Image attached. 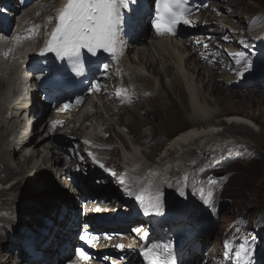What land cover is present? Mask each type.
Listing matches in <instances>:
<instances>
[{
  "label": "bare ground",
  "instance_id": "6f19581e",
  "mask_svg": "<svg viewBox=\"0 0 264 264\" xmlns=\"http://www.w3.org/2000/svg\"><path fill=\"white\" fill-rule=\"evenodd\" d=\"M220 1L222 2V6L221 5L219 6H221V10L223 11L222 20L224 22H227L226 18L231 20L229 16H232L234 19L236 13V8L234 7L235 4L233 5L231 3L233 5V7L231 8L227 4L229 0H220ZM225 9H228V12H226ZM243 22H244L243 20H241L240 18L237 19V17L236 20L234 21V23L237 24H242ZM234 23H232L233 28L235 25ZM236 26L237 25H235V27ZM236 29H238V26L236 27ZM144 32H145V27L142 28V30L137 35L135 41L131 45H129L126 52L124 53L125 55V57L123 58L124 66L125 63L129 60L130 54H128V52L133 51V55L130 58L131 61L136 66H142V67L145 66V68L150 69V73H152V70H154L155 75L159 77L164 76V78L167 80L166 82L167 88L176 85L183 91V93L174 91L172 88L171 93L169 95L167 94L169 92V89L167 92L161 91V81L154 84L151 78L149 76L143 75V73H141V71L138 70L137 67L131 69L125 66V68H127V70L130 72L132 81L133 82L136 81V85H139V87L143 88V91L137 93V98H133L132 100V105L134 109L138 110V113L134 112L129 107H125L123 112L132 115L134 120L138 116L144 117L145 120L147 118V115L153 112L152 108L149 110H145L144 108L149 104V100L153 98H157V100L164 98V100H166L167 103L164 110L165 118L167 121L169 120L173 122L175 120L168 119V113L173 111V104H174L173 101H175V99H178L184 106V112L187 111V116H186L187 118L185 119L184 124L183 121L177 122L179 123V125H181L178 126V129L179 128L180 129L176 130L178 131L177 133L174 132L163 133L162 131L161 133L155 134L154 131H151L150 129L146 128L144 132L141 131L140 134H137L138 142L139 144L142 145L151 142L152 140H154L159 136L164 138V137H168V135L169 136L173 135L168 139L158 159L156 161H153L155 169L151 170L148 175H145L144 173H146V171L149 170L151 165L149 164V162L146 163V161H141L142 159H139L137 157L136 155L137 153H135L134 151H138V149L122 152L121 162L124 168L127 169L126 171L132 172L133 176L138 175V177H140L139 179H136L135 177L132 180L130 179V181L134 182V185L138 183L140 187L144 185H151L152 187L157 189V191H159L163 197H167L170 199L174 197L173 195H175L178 190L188 192V194L192 191V188L189 187L190 175H183V177H180L182 174L190 171L189 168L192 163L194 164L197 163V161H199L200 159L211 153V149H213V147L219 150L220 148H223L222 145L225 144L227 145L231 143L233 138L231 135L229 137L224 135L220 139V136L223 135L222 134L223 130L222 132L220 130L221 126L223 127L224 130L227 129L229 130V128L233 126H241L244 128H248L249 130L251 129L249 126V122L243 117H241V115L232 114V115H227L225 118L219 119L220 111L213 108L209 109V107L207 106V102L205 101L207 97H204L205 99H203L201 88H199L197 86V83L194 82L193 80V75H194L193 67L197 69L196 70V72L198 73L197 77L203 76L204 73L207 74V77H210L205 83L207 86L210 85V81H212V83L214 82L215 84L217 83V85L219 86V82H216L215 80L216 77H218V74L215 71L208 70L202 65L192 63L191 61H194L193 54H191V52L185 47L184 43L179 41V39L157 38V37L153 38L151 37V33L148 39H144L143 38ZM6 34L7 33H5L4 36H7ZM198 34H202V33H198ZM35 43L36 41H33L31 39L26 41L27 46L31 44L34 45ZM11 48L12 45L10 44V42L6 44H2L0 47V57L10 55ZM29 49L30 47L27 50ZM158 65L161 66V68H159ZM155 67H158V69L155 70ZM229 79L231 78L228 77L221 80L222 86L224 85L223 81ZM3 83L4 81L0 75V86ZM219 87L223 90V87L221 86ZM217 90L219 89L216 87L211 89V91L213 92ZM161 93L163 94L161 95ZM4 95H5V87L0 97L3 98ZM255 99L256 102L254 103ZM259 99L262 102H259ZM249 100H251V98H249ZM252 100L255 105H258L260 103L264 104V98H260V97L257 98L254 96ZM2 105L3 103L2 104L0 103V113L3 112L4 110V105L3 106ZM45 106L46 104H44L41 100L36 99V93H35L33 110L35 111L37 108L45 107ZM148 106L150 107V105ZM103 107L105 113L109 115L108 118L110 119L109 121H111L112 123H108L106 118L101 117V114L99 115L101 118L97 117L98 113H94L93 115L89 116L88 111L86 112L81 111V114L75 119L74 122L71 123L77 125L81 117L83 116H85L84 122L90 121V124L95 123L96 120L97 121L102 120L101 125L105 126L104 131H112L114 133L115 130H117L116 136L119 139H121L124 143L127 142L126 139L123 138L124 135L120 131V129L115 128L114 125H116L118 128L122 127L125 130H128L127 129L128 126L132 132H137L138 128L133 130L132 122L130 121L125 122L122 119L123 117L121 118V116L118 117V119L114 118V115L116 116L121 114L117 112L115 113L114 108H111L110 103L104 102ZM92 108L96 109V106L92 105ZM141 111L142 114L144 113L146 114L140 115L139 113H141ZM50 117L53 118L55 116L53 115V113H51ZM251 118L256 119L255 117H253V115ZM37 123L38 120H35L36 125L33 134L27 143V147L31 148L33 152H36L37 153L36 155L25 156L24 154H21V149L18 148V145L9 146L8 140L6 139L7 130H5V132L3 133L2 136L3 140H0L1 143L0 151L3 152L5 151L7 152V150L10 151L11 153L9 157L10 159L14 158L12 155L19 156L16 157L17 163L14 167V170L18 173V175L15 176L17 179H15L14 175L11 173V169L7 161L4 159L3 156H0V188H1L0 189V262L4 260L3 263L1 264H9L14 258L13 253L11 251L9 252V242L7 241L5 242V239H7V236L12 229L11 225L14 223L16 227H19L21 225L20 219L25 218V216L27 218H25L24 226L26 227L27 230L26 233H22V235L24 236L27 235V237H25L24 240L30 238L31 239L30 245H32L34 249L40 251L45 257L49 259L48 264H60V262L64 260L65 254L69 252V244L73 242V234H72L73 226H71V224L72 223L76 224V222L74 220L72 221L69 217H66L65 220L62 219L64 209L71 210L72 207L73 209H77V205L73 197L71 196H66L65 198L61 197L57 202L55 200L49 206L42 205L43 206L42 207L39 206L40 203H35V206H31L32 208L28 206V208L26 207L22 209V207L18 205L19 202L17 203L18 198H16V196L18 193L15 194V197L12 198L11 200L8 196L5 195L8 192L11 191L14 192L20 189L24 184H26L25 181L29 177L31 178H34V176L37 177V175H33V173L32 175H30L31 173L29 172H31L32 170L35 171L34 173H36L37 170L46 167L48 162L56 163L61 158V149L55 146L58 133L57 132L50 133L47 126V121L41 122V124L43 125V130L39 133L36 130ZM1 127H3V125H1ZM169 128L174 130L172 127ZM84 130H87V128H82V127L75 128L76 133ZM147 131H149L150 133H148ZM86 137H87L86 141H84V139H80L82 149L86 153H91L90 163L94 165L95 172L98 174L95 176H101V178L103 179V176L99 175L103 168L100 165L104 166V164L108 163V156L103 155L102 152L105 151L104 146H102V143L104 142L103 138L97 136L96 133L95 135H91L90 133H87ZM144 137L147 140L144 142H140V140ZM17 140L19 142L20 141L22 142L21 136H17ZM158 143L160 144V142ZM149 146H151L152 147L151 149H153L155 147H158V144L154 141ZM95 150L97 151L94 152ZM182 153L188 154L187 156L184 155L185 157H183L182 162L180 161L179 164L177 162L176 165L170 164L169 167H166L168 164L167 161L171 162L173 156H176L177 154L180 155ZM150 156L151 155L149 154V152L144 153V157L147 158L148 160ZM33 157L34 158L37 157V161L35 163H32ZM24 164H26V170L21 168ZM129 169H131V171ZM174 173H178V175L176 176V174ZM202 176H206V175H201L198 178H201ZM62 177L63 175L61 174L52 175V178L59 183L61 182L60 185L62 186V188L66 189V185H69L70 183L64 179L61 180ZM161 177H164L165 179L158 181L161 179ZM11 179H15V181L10 183ZM106 187L108 189L109 188L113 189V187H111L110 185H106ZM132 190H134V186L132 187ZM93 192L98 193L100 195L104 194L103 191L93 190ZM114 195L116 196V194ZM189 195L191 197V194ZM37 196H39V194ZM202 203L204 202L202 201ZM206 206L209 207L208 204H206ZM198 210L200 214H203V211L201 210V206L198 207ZM194 216L195 217L199 216L197 214V211H194ZM203 216H205V214ZM189 229H191V227H189ZM24 240H21L18 245L21 253L23 252L22 244ZM211 251H215V250L213 249ZM90 264H96V263L92 262Z\"/></svg>",
  "mask_w": 264,
  "mask_h": 264
},
{
  "label": "rangeland",
  "instance_id": "374dc122",
  "mask_svg": "<svg viewBox=\"0 0 264 264\" xmlns=\"http://www.w3.org/2000/svg\"><path fill=\"white\" fill-rule=\"evenodd\" d=\"M48 3L49 5L51 4L50 1ZM231 3L233 5L235 4L234 7L236 8L235 18L233 19L232 16H229L231 20L226 18L227 23L229 24L231 29H234L232 23H234L236 17L237 19L240 18L241 20L244 21L243 22L244 24L234 23L235 25L238 26V29H234L236 30L234 31L236 35H243L248 37L253 35L257 31L264 32V0H229L227 4L232 8L233 5ZM219 5L221 4L215 3V6L217 7ZM40 8L41 10H44L43 5ZM225 11L228 12V9H225ZM33 13L36 14V12ZM33 13L27 12L24 14V17L35 15ZM145 39H148V37H145ZM32 45L33 44L28 45L26 48L28 49ZM128 54H130L129 60L126 62L127 64L125 63V66H128L131 69L137 67V69L140 70L141 73H143V75L149 76L154 84L161 81V91L167 92L169 89V92L167 93L169 95L171 93L172 88L174 91L183 93V91L176 85L167 88L166 85L167 80L164 78V76L159 77L155 75L154 70H152L153 73L152 74L150 73L149 68L147 69L145 68V66L143 67L136 66L131 61L130 58L133 55V51H129ZM191 62L201 65L197 63L195 58L194 61ZM3 68L5 69L6 72L14 71L12 64L3 65ZM159 68H161V66H159ZM157 69L158 67H155V70ZM0 70H2L1 67ZM196 70L197 69L193 67V74H194L193 80L194 82L197 83V86L201 88L203 99H205L204 97H207L205 101L207 102V106L209 107V109L213 108L219 110L220 111L219 119L225 118L227 115H232V114L241 115V117H243L249 122V126L251 129L249 130L248 128H244L241 126H233L229 128V130L228 129L224 130L222 126L220 127L221 132L223 130L222 132L223 135L220 136V139L224 135L228 137L231 135L233 138L231 143L227 145L226 144L222 145L223 148L217 150L215 149V147H213V150L214 152H219V151L226 152L231 148H235V150H233L234 153L240 151V156L234 161L228 164L219 165L218 167L212 168L208 171H199L198 167H195L196 169L194 170V168H192L194 163L190 165L191 168L190 173L192 172V174L190 176L191 181H189V187L192 188V191L189 194L192 195V193H196L198 194L197 195L198 199L199 197H201V199L203 197L202 199L203 202L204 200L208 201L207 204L209 205V207L205 209V212L211 213V209L213 212L215 210V213H211L210 216L211 221L209 220L211 236H207L206 238L207 241L205 243L207 245H210L212 243L217 247L213 248L215 251H211L209 256H208V250L203 251L204 250L203 249L201 253L202 259H207V256L213 259L222 250L225 249V243L227 242L228 244L232 239L237 238L238 235L243 232L245 227L250 226L253 228L256 227V228L264 229V104L260 103L258 105H255L254 103L256 102V99L254 100V103L252 100L254 96L257 98L259 97L264 98V89H261L262 91H259L256 88H233V87H226L224 85L222 86L221 80L225 79V77H223L220 74H218V77H216L215 80L216 82H219V86L223 87V90L217 85V83L216 84L214 82L212 83V81H210V85L207 86L205 83L210 77H207L206 73H204L203 76L197 77L198 73L196 72ZM230 78L232 79V77ZM215 87L218 88L219 90L215 92L211 91V89ZM3 90H4V84L0 86V96ZM162 94L163 93H161V95ZM245 96H248L249 98H251V100H249V98ZM37 98H39L38 94H37ZM163 100L164 98L159 100H157V98H153L149 100L148 105H150V107L147 105L144 108L145 110H149L152 108L153 112H151V114H148L145 120L144 117H140V116L136 117V119L134 120L132 115L126 114L123 111L118 112L121 115H116V116L114 115V118L116 119H118V117L121 116V118L123 117L122 119L125 122L127 121L132 122L133 130L137 128L138 129L137 132H132L130 128L127 126L128 130L125 131V129H123L122 127L118 128L116 125H114L115 128L120 129V131L123 133L124 135L123 138L126 139L127 141L125 142L126 144L116 136L117 130L114 129L115 130L114 133L112 131H109L111 136L109 135L106 141L108 143L113 142L110 144L114 145L116 148L110 158L112 162H115L117 164H122L121 162L122 152L138 149V151H134L135 153H137L136 154L137 157L139 159H142L141 161H146V163L149 162V164L151 165L150 167L151 170L155 169L153 161H156L158 159L168 139L173 135L171 136L168 135V137H164V138L159 136L154 140H152L151 142L142 145L139 144L138 142L137 134H140L141 131L144 132L146 128L150 129L151 131H154L155 134L161 133L162 131L163 133L166 132L177 133L178 131L176 130L180 129V128L178 129V126H181L177 122L183 121L184 124L185 119L187 118L186 117L187 111L184 112L183 104L178 99H175V101H173L172 98V101L174 102L173 111L168 113V119L175 120L176 122L175 121L172 122L169 120L167 121L164 113L167 103L166 100H164L165 102ZM259 102L262 101L259 99ZM0 103L1 104L3 103L1 97H0ZM130 108L134 112L138 113V110L134 109V107H130ZM99 110L100 111L97 112L98 113L97 117L106 118L108 123H112L111 121H109L110 120L108 119L109 115L105 113V110H103L102 107L100 106H99ZM3 112L0 113L1 115L0 140H3L2 139L3 133L5 132L6 128H8L6 126L1 127V125L3 124V121L1 119ZM100 114L101 117L99 116ZM139 114L145 115L146 113L142 114L141 111V113ZM252 115L256 119L251 118ZM169 127H172L174 130L170 129ZM87 130L89 131L88 127ZM87 130L80 131L79 134L87 132ZM90 131H93L92 127H90ZM147 132L150 133L149 131ZM98 133L102 135L101 131H98ZM146 140L147 139H145L144 137L140 140V142H144ZM154 141L158 144V147L154 146L155 148H153L154 149L153 150L151 149L152 147L149 145H151ZM158 142H160V144ZM7 152L0 151V156H3L4 159L7 161L11 169V173L15 177L18 175V173L14 170V167L17 163L16 157L19 156L12 155L14 158L10 159L9 157L11 153L8 150ZM102 152L103 155H106L104 151ZM148 152L151 155L149 160L144 157V153H148ZM34 154L36 155L37 153L34 152ZM184 155L187 156L188 154L182 153L180 155L177 154L176 156H173L171 162L167 161L168 164L166 167H169L170 164L176 165L177 162L179 164L180 161L181 162L183 161V157H185ZM36 161H37V157L35 158L33 157L32 163H35ZM21 168L26 170V164H24ZM32 171L29 172L31 173L30 175H32L33 173V175H37V177L35 176L34 178L29 177L25 181L26 184H24L20 189L14 192L12 191L8 192L5 195L8 196L11 200L12 198L15 197V194L18 193L16 196V198H18L17 203L19 202L18 205L21 206L22 209L26 207L28 208V206L30 207L35 206V203H40L39 206L42 205L49 206L55 200L58 201L61 198L63 192L62 190L64 189L60 185L61 182L60 183L57 182L55 179L52 178V175L50 174L48 175V173L46 174V172H44L43 170L36 171V173H34L35 171L34 172ZM218 173H222V175L217 176ZM174 174L178 175V173H174ZM201 175H206V176H202L201 178H198ZM210 178L211 180L214 178L216 179L214 180V182H216V185L218 186L219 189H215L214 187L208 188ZM15 179L17 178L15 177ZM15 179H11L10 183L14 182ZM110 186L113 187V189L109 188L110 191L118 193L116 186L112 184ZM94 191H99V189L96 188L94 189ZM38 194L39 196H37ZM215 201L218 202L215 203ZM25 218L27 217L25 216ZM25 218L20 219L21 225L19 227H16L14 223L11 225L12 229L9 232L7 239H5V242L6 241L9 242V248L10 246L12 248V242H13L11 235L14 232H21L24 230L23 223L25 221ZM12 250L9 249V252L11 251L13 253ZM3 261L0 262V264L3 263ZM13 261L14 259H12L11 263L9 264H12Z\"/></svg>",
  "mask_w": 264,
  "mask_h": 264
},
{
  "label": "snow or ice",
  "instance_id": "6c2138e0",
  "mask_svg": "<svg viewBox=\"0 0 264 264\" xmlns=\"http://www.w3.org/2000/svg\"><path fill=\"white\" fill-rule=\"evenodd\" d=\"M128 2L129 0H67L56 18V27L51 33L47 50L54 52L58 59L66 61L63 65L65 70L71 64L77 74H80L82 68L83 50L92 55H96L99 51L108 52L115 58L118 48L123 47L120 44L121 29L124 23L122 9L127 6ZM154 4L156 18L153 27L158 34H164V32L175 34L179 23H190L184 19L189 9L184 5L183 0H154ZM236 63L240 64L241 60L237 59ZM251 70L252 66L246 62L245 71ZM240 74L243 75V72ZM67 107L68 105L65 104L61 110ZM58 123L53 122V127ZM100 166L103 167V165ZM119 182L124 185L123 178ZM211 183L213 181L210 178L209 184ZM124 190L129 195L132 194L127 186ZM135 199L139 201L145 214L160 212L161 204L158 194L155 200L145 199L143 193L136 194ZM204 203L207 204L208 201L204 200ZM80 239L89 242L87 234L82 235ZM225 248L231 251L228 249L227 242ZM169 251L168 245L152 244L149 248L141 249V254L147 264H174V261L168 260L163 255ZM253 254L251 248H244L237 253V257L242 260V264H252ZM80 256L85 260L88 259L83 251L80 252Z\"/></svg>",
  "mask_w": 264,
  "mask_h": 264
},
{
  "label": "clouds",
  "instance_id": "9594fccd",
  "mask_svg": "<svg viewBox=\"0 0 264 264\" xmlns=\"http://www.w3.org/2000/svg\"><path fill=\"white\" fill-rule=\"evenodd\" d=\"M261 87H263V88H261ZM253 88H256V89H258L259 91H262L261 89H264V84H262V85H259V86H254Z\"/></svg>",
  "mask_w": 264,
  "mask_h": 264
},
{
  "label": "water",
  "instance_id": "95a60500",
  "mask_svg": "<svg viewBox=\"0 0 264 264\" xmlns=\"http://www.w3.org/2000/svg\"><path fill=\"white\" fill-rule=\"evenodd\" d=\"M33 197V196H32Z\"/></svg>",
  "mask_w": 264,
  "mask_h": 264
}]
</instances>
